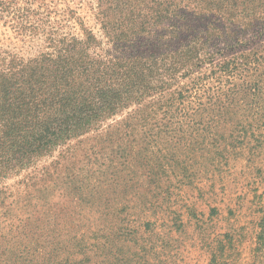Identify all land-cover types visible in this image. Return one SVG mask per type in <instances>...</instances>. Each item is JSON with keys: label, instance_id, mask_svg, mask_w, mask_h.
<instances>
[{"label": "trees", "instance_id": "obj_1", "mask_svg": "<svg viewBox=\"0 0 264 264\" xmlns=\"http://www.w3.org/2000/svg\"><path fill=\"white\" fill-rule=\"evenodd\" d=\"M1 27L0 186L103 128L122 159L211 134L264 90V0H0Z\"/></svg>", "mask_w": 264, "mask_h": 264}, {"label": "rangeland", "instance_id": "obj_2", "mask_svg": "<svg viewBox=\"0 0 264 264\" xmlns=\"http://www.w3.org/2000/svg\"><path fill=\"white\" fill-rule=\"evenodd\" d=\"M11 37L0 28V43ZM255 103L237 104L211 134L191 128L188 140H158L144 153L141 142L123 159L103 128L41 164L59 161L48 174L8 180L0 186V264H22L23 250L34 264H264V90ZM147 163L169 178L154 185Z\"/></svg>", "mask_w": 264, "mask_h": 264}]
</instances>
